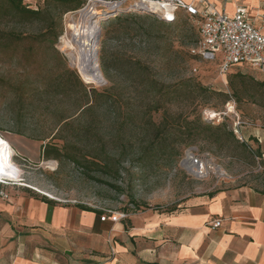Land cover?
Segmentation results:
<instances>
[{"label": "rangeland", "instance_id": "374dc122", "mask_svg": "<svg viewBox=\"0 0 264 264\" xmlns=\"http://www.w3.org/2000/svg\"><path fill=\"white\" fill-rule=\"evenodd\" d=\"M109 1L114 0H90L63 15L56 41L53 33L42 45L11 41L10 48L0 51V134L13 147L17 165L8 185L106 214L178 209L186 198L228 183L264 191V87L256 84L264 81V74L246 65L222 74L217 69L220 57L211 62L194 57L190 49L199 38L198 20L184 10L167 25L153 22L157 16L150 13L122 12L121 20H100L96 42L102 79L88 81L78 52L69 50L65 41L73 39L70 24L85 21L88 9L108 15ZM44 29L39 24L19 28L35 35ZM188 79L226 95L207 97L203 107L201 96L178 97L166 105L170 114L164 122L165 108L153 101L151 90ZM84 86L99 92L87 111H82ZM227 108L232 111L211 124H224L234 136L207 133L186 142L187 135L179 129L185 115L181 113H195L204 122L205 115ZM238 116L249 123L241 127V135L234 131ZM250 133L261 135L248 137ZM48 143L77 158L105 152L115 166L103 173L67 157L44 159L42 147ZM192 145L210 153L216 163L215 173L206 179L195 178L181 166L184 150Z\"/></svg>", "mask_w": 264, "mask_h": 264}, {"label": "crops", "instance_id": "0c3cea01", "mask_svg": "<svg viewBox=\"0 0 264 264\" xmlns=\"http://www.w3.org/2000/svg\"><path fill=\"white\" fill-rule=\"evenodd\" d=\"M206 1L230 15L245 6L261 24L264 0ZM3 188L0 264H264V191L250 186L228 183L178 209L128 211L116 222L101 220L106 213L96 208L102 213Z\"/></svg>", "mask_w": 264, "mask_h": 264}, {"label": "built area", "instance_id": "2783aa9c", "mask_svg": "<svg viewBox=\"0 0 264 264\" xmlns=\"http://www.w3.org/2000/svg\"><path fill=\"white\" fill-rule=\"evenodd\" d=\"M108 3L112 6L109 8L111 12L106 15L109 17L121 12H143L172 20L179 10H184L198 20L199 39L190 49L191 54L210 62L220 57L217 69L222 74H227L234 67L243 65L258 69L264 74V14L261 16L260 26H256L251 22L245 6H238L235 13L230 15L218 10L206 0H199L200 6L185 0H114ZM150 3L161 7L163 14H155L145 9ZM194 70L197 71V68ZM227 109L214 116L209 113L204 119L211 122L217 118L221 119L228 114V111H232L230 108ZM247 124H249L247 121L238 116L234 122L236 134L241 135V127ZM0 138H2L1 134ZM181 166L197 179L208 178L217 168L210 153H202L194 145L184 150ZM7 181L8 179L0 177V196L3 198H8L3 188L4 185H8ZM127 216L126 211L109 212L104 214L101 220L110 219L116 222ZM215 225H220V222L217 221Z\"/></svg>", "mask_w": 264, "mask_h": 264}, {"label": "trees", "instance_id": "16d2710c", "mask_svg": "<svg viewBox=\"0 0 264 264\" xmlns=\"http://www.w3.org/2000/svg\"><path fill=\"white\" fill-rule=\"evenodd\" d=\"M31 1H35L36 4H33ZM89 1L90 0H0V51L10 48L11 41L31 40L32 43L36 42L42 45L43 43L49 41V38H47V36L52 35L53 33L55 35L54 41H56L62 33V28L60 27L63 15L68 12H74L81 9ZM121 13L116 14L114 16H110L104 20L108 23L115 20H121V16H119ZM123 13L128 14L131 12ZM176 21L177 15L172 20H166L160 17H155L153 19V22L159 25L173 24ZM34 24L44 26L45 29L41 35L28 34L19 30V28L21 27L30 26ZM193 56L196 57L195 55ZM73 75L76 81L83 86V83L81 82L79 77L76 74ZM256 84L259 87H264V81H257ZM84 93L86 96V103L82 107V111H87L92 107V102L96 97L97 93L99 92L96 88L88 89V86H84ZM196 95L203 97L202 102L199 104L200 107H203L208 105L207 97L213 95L226 94L222 92H217L211 89L209 86L194 82L190 79L180 80L175 84L163 83L161 84L160 88L156 90H151V96L153 101L156 102L157 105H160V108H165L164 114L166 118L164 119V122H166L165 120L170 114L169 109L166 107L167 104L174 102L178 99V97H195ZM226 101L227 99H225V102ZM160 108H157V110H159ZM181 115H184V121L179 129L182 135H187V143H191L195 141L197 137H200L207 133H215L220 136H234L233 131L227 130L224 124L212 125L211 121H208L206 119H204V122H202L201 116L195 113L185 112L181 113ZM160 136L161 135H159L157 139ZM153 141L155 142L153 143L156 144V141L158 140ZM254 153L258 157H263L260 150H256L254 151ZM149 155L155 154L151 152ZM42 157L44 159H60L62 157H67L69 160H72L73 163L81 165L87 170L101 171L103 173H109L115 166L114 158L108 156L105 152H89L82 158H77L73 155V153H64L61 148L51 143H48L42 147ZM262 165L264 167L263 158ZM42 199L47 202L54 201L47 197H43ZM79 207L85 210H94L99 213H102V211L96 210L94 208L82 204H79Z\"/></svg>", "mask_w": 264, "mask_h": 264}, {"label": "bare ground", "instance_id": "6f19581e", "mask_svg": "<svg viewBox=\"0 0 264 264\" xmlns=\"http://www.w3.org/2000/svg\"><path fill=\"white\" fill-rule=\"evenodd\" d=\"M145 7L149 12L161 13V7L150 3ZM109 8H112L109 7ZM104 12H99L94 7L86 11V20L70 24L73 31L72 40H66L69 50H76L79 54L80 70L88 81H100L102 74L97 63V34L100 29V20L105 17ZM99 15V17H98ZM65 46V45H64ZM14 150L10 142L0 138V177L9 179L14 176L17 165L13 159Z\"/></svg>", "mask_w": 264, "mask_h": 264}, {"label": "water", "instance_id": "95a60500", "mask_svg": "<svg viewBox=\"0 0 264 264\" xmlns=\"http://www.w3.org/2000/svg\"><path fill=\"white\" fill-rule=\"evenodd\" d=\"M109 16L104 17L103 19H107Z\"/></svg>", "mask_w": 264, "mask_h": 264}]
</instances>
